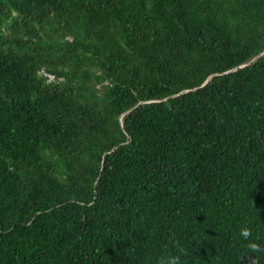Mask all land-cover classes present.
Wrapping results in <instances>:
<instances>
[{
	"label": "trees",
	"instance_id": "trees-1",
	"mask_svg": "<svg viewBox=\"0 0 264 264\" xmlns=\"http://www.w3.org/2000/svg\"><path fill=\"white\" fill-rule=\"evenodd\" d=\"M172 257L264 264V0H0V264Z\"/></svg>",
	"mask_w": 264,
	"mask_h": 264
},
{
	"label": "clouds",
	"instance_id": "clouds-1",
	"mask_svg": "<svg viewBox=\"0 0 264 264\" xmlns=\"http://www.w3.org/2000/svg\"><path fill=\"white\" fill-rule=\"evenodd\" d=\"M252 62V61H251ZM250 63V62H249ZM248 63V64H249ZM245 66H248V65H244V66H241L242 68L243 67H245ZM242 236L245 238V239H247L250 235H251V233H250V231L248 230V229H244V230H242ZM251 248L253 249V250H257V248H258V246L256 245V244H252L251 245ZM164 264H178V258L177 257H172V258H169L168 260H166L165 262H164Z\"/></svg>",
	"mask_w": 264,
	"mask_h": 264
},
{
	"label": "water",
	"instance_id": "water-1",
	"mask_svg": "<svg viewBox=\"0 0 264 264\" xmlns=\"http://www.w3.org/2000/svg\"><path fill=\"white\" fill-rule=\"evenodd\" d=\"M260 57V56H259ZM259 57H256L252 62H250L249 64L247 65H250L251 63H253L254 61H256ZM210 80V78L206 81V83ZM122 126H123V123H122Z\"/></svg>",
	"mask_w": 264,
	"mask_h": 264
},
{
	"label": "rangeland",
	"instance_id": "rangeland-1",
	"mask_svg": "<svg viewBox=\"0 0 264 264\" xmlns=\"http://www.w3.org/2000/svg\"><path fill=\"white\" fill-rule=\"evenodd\" d=\"M50 79H53V77H51Z\"/></svg>",
	"mask_w": 264,
	"mask_h": 264
}]
</instances>
